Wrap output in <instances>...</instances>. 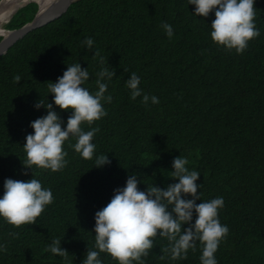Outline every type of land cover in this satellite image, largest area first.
Listing matches in <instances>:
<instances>
[{
    "label": "trees",
    "instance_id": "trees-1",
    "mask_svg": "<svg viewBox=\"0 0 264 264\" xmlns=\"http://www.w3.org/2000/svg\"><path fill=\"white\" fill-rule=\"evenodd\" d=\"M194 9L188 0H78L0 55V195L5 178L34 175L31 169L23 174V144L34 132L31 121L48 111L35 104L52 102L64 126L71 115L55 105L48 84L68 64L80 62L92 74L85 86L95 92L97 74L104 68L116 71L106 81L105 95L112 96L110 103L103 102L107 115L82 124L85 131L98 128L96 154L108 155L110 163L96 166L95 157L83 158L70 137L63 169L33 165L54 200L36 223L17 227L0 217V264H82L95 246V212L106 206L114 189L133 173L141 189L177 182L171 177L177 156L201 173L202 199L225 196L220 216L230 229L216 249L217 264H264V0H256L261 32L242 53L213 41L214 12L197 17ZM37 10V2L26 4L5 27H21ZM164 22L173 26L172 38ZM86 36L94 38L95 49L82 47ZM132 72L141 77L144 93L157 96L159 103L144 104L143 93L131 99L126 81ZM17 75L22 77L18 83ZM54 240H61L66 257L50 251ZM202 248L197 241L187 259H173L167 237L157 236L142 260L202 264ZM100 258L103 264H118L106 252Z\"/></svg>",
    "mask_w": 264,
    "mask_h": 264
},
{
    "label": "clouds",
    "instance_id": "clouds-1",
    "mask_svg": "<svg viewBox=\"0 0 264 264\" xmlns=\"http://www.w3.org/2000/svg\"><path fill=\"white\" fill-rule=\"evenodd\" d=\"M189 4L195 5L192 13L197 17H209L215 13L210 25L211 37L228 50L235 49L242 53L251 38L261 32V27L255 22L256 0H188ZM162 27L169 38L174 36L171 24L164 22ZM81 43L83 48L95 49V40L91 36L84 37ZM96 55H99L98 50H95ZM91 76L88 67L77 62L68 64L63 75L48 84L49 93L55 94V105L71 111L66 126L52 102L45 103L40 99L35 104L37 109L46 107L48 111L31 121L34 132L27 134L26 143L23 144L27 156L26 161L23 160L26 166L23 174L28 175L31 169L34 175L28 180L5 178L4 191L0 195V217L7 223L17 227L36 223L45 208L53 202L52 190L43 187L35 177L33 165L52 171L63 169L68 163L64 144L70 137L76 138L77 142L72 147L83 158L95 157L96 166L110 163L108 155L96 154L93 138L98 128L85 131L82 124H92L107 115L103 102L110 103L112 96L105 95L108 89L106 81L112 80L116 71L114 68L102 69L97 74L98 87L95 92L85 86ZM14 79L18 83L22 77L17 75ZM140 84L141 77L132 72L126 81L131 99L135 100L143 93L144 104L147 105L149 101L159 103V98L144 93ZM186 165V158L177 156L173 159L171 177L178 178V181L166 187L154 183L141 189L138 187L141 180L138 174L133 173L128 176L124 186L115 188L106 206L95 212V246L88 248L82 264H103L100 256L105 252L118 264H143L142 257L149 254L157 236L167 237L173 259H187L188 250L195 249L199 241L203 245L202 264H217L216 249L221 237L230 229L229 223L220 216V206L225 202V196L220 193L202 199L203 193L198 192L201 184L197 183L201 173L190 170ZM49 247L53 254L61 257H66L68 253L61 246V240H54Z\"/></svg>",
    "mask_w": 264,
    "mask_h": 264
},
{
    "label": "water",
    "instance_id": "water-1",
    "mask_svg": "<svg viewBox=\"0 0 264 264\" xmlns=\"http://www.w3.org/2000/svg\"><path fill=\"white\" fill-rule=\"evenodd\" d=\"M31 1L37 2L36 0H30L28 2L21 4L20 7L28 4ZM76 1L78 0H52L50 4L43 10H41L40 8V3L37 2L38 10L31 21L26 22L19 28H15V29L3 28L6 29L7 32L1 34L3 38L0 41V55L6 53L8 49L15 42L23 38L30 31L40 26H43L54 19L61 17L63 14H65L68 11L70 5Z\"/></svg>",
    "mask_w": 264,
    "mask_h": 264
},
{
    "label": "bare ground",
    "instance_id": "bare-ground-1",
    "mask_svg": "<svg viewBox=\"0 0 264 264\" xmlns=\"http://www.w3.org/2000/svg\"><path fill=\"white\" fill-rule=\"evenodd\" d=\"M30 0H1L0 1V34L7 32L3 29V23H5L9 18L13 16L16 10L21 6V4L28 2ZM40 3L41 10L45 9L52 0H36Z\"/></svg>",
    "mask_w": 264,
    "mask_h": 264
},
{
    "label": "rangeland",
    "instance_id": "rangeland-1",
    "mask_svg": "<svg viewBox=\"0 0 264 264\" xmlns=\"http://www.w3.org/2000/svg\"><path fill=\"white\" fill-rule=\"evenodd\" d=\"M31 2H32V1H31ZM29 3H30V2H29ZM10 19H11V18H9L5 23L2 24V25H3V28H6L5 25L9 22ZM0 36H2V35L0 34ZM2 38H3V36H2ZM2 38H1V39H2ZM1 39H0V41H1Z\"/></svg>",
    "mask_w": 264,
    "mask_h": 264
}]
</instances>
